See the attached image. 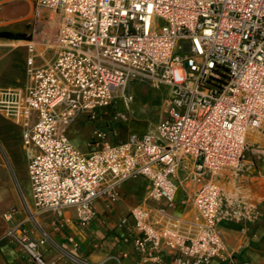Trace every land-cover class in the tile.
<instances>
[{"label": "built area", "instance_id": "2783aa9c", "mask_svg": "<svg viewBox=\"0 0 264 264\" xmlns=\"http://www.w3.org/2000/svg\"><path fill=\"white\" fill-rule=\"evenodd\" d=\"M34 2L35 31L43 8L63 18L53 36V62L36 67L35 44H29L31 83L18 109L23 142L36 149L29 161L35 210L74 207L88 226L96 199L115 202L119 185L137 177L149 181V199L174 206L179 189H186L180 178L186 171L201 181L193 193L186 189L198 212L194 232H184L181 218L164 207L158 209L163 224L152 221L151 209L135 207L137 261L212 264L224 256L220 178L251 168L249 136L264 134V0ZM179 69L182 79L175 77ZM134 81L169 86V107L152 130L112 144L98 122L101 110L127 99ZM82 115L97 123L88 152L66 135ZM16 213L14 207L3 216L12 220ZM26 221L12 224L5 236L31 260L48 264L41 251L46 238H31Z\"/></svg>", "mask_w": 264, "mask_h": 264}, {"label": "crops", "instance_id": "0c3cea01", "mask_svg": "<svg viewBox=\"0 0 264 264\" xmlns=\"http://www.w3.org/2000/svg\"><path fill=\"white\" fill-rule=\"evenodd\" d=\"M19 5L23 7L21 12ZM34 10V0H0V30L19 33L26 19L31 24L32 33ZM32 41L35 44L36 67L45 66L55 60L58 52L53 45L46 47L42 44L37 45L35 38L0 36V264H38L30 259L19 243L5 236L12 224L24 219L27 220L24 226L31 238L35 240L46 238L47 241L42 245L41 251L48 264H139L134 250V220L131 216V211L139 205L151 209L152 221L155 224H163L166 221L158 210L164 207L167 213L181 218L180 227L184 232L192 234L198 212L194 204L187 200V191L193 193L201 181L187 178L186 171L181 172L180 178L187 191L184 187L179 189L174 206L169 207L165 200L149 199L147 197L149 181L145 177H137L119 185L118 200L115 202L107 196L97 198L95 216L88 226L79 223L74 207H66L61 211L35 210L29 161L36 149L33 146H26L23 142L24 126L18 112V98L14 94L19 88L23 90L28 88L31 83L27 61L31 52L29 44ZM38 56L41 57L39 62ZM132 84L133 82L127 89V99L124 97L116 99L123 101L126 112L130 113H133L130 106ZM114 106L113 104L110 107H103L98 120L107 130L108 142L117 144L127 140L132 133L141 134L154 128L153 126L145 131H134L125 137L115 138L117 134L115 122L109 115L114 112ZM78 119L91 128L85 148H80L73 141L69 133L70 126L66 135L78 149L88 152L97 123L91 122L85 115ZM249 138L264 140V134L251 133ZM249 148L250 145L246 154L251 158L248 154ZM260 168L259 174L264 173V162ZM248 170L242 173L245 174ZM226 177L225 173L221 178ZM252 205L253 208L249 205L246 210L253 212L247 213L240 220L226 218L220 220V232L227 247L224 256L215 258L212 264H234L232 261L240 264H264V198L261 197ZM14 207L17 213L12 220H6L3 213ZM30 212L35 213L34 219H28ZM125 218L127 224L123 223ZM124 251H128L129 255L123 256Z\"/></svg>", "mask_w": 264, "mask_h": 264}, {"label": "rangeland", "instance_id": "374dc122", "mask_svg": "<svg viewBox=\"0 0 264 264\" xmlns=\"http://www.w3.org/2000/svg\"><path fill=\"white\" fill-rule=\"evenodd\" d=\"M23 7L19 5V12ZM25 10V8H24ZM40 23L35 31L31 32V24L25 19L23 27L19 33L29 36L28 38H35L36 44L43 46L53 45V36L61 24L62 15L52 12L49 8H43ZM54 17V18H53ZM162 24V20H158ZM54 47V46H53ZM38 62L41 57H37ZM183 71L181 69L175 71L176 79L183 78ZM26 89L19 88L16 91L18 103L22 100L26 93ZM132 100L130 106L133 113L126 112L123 101L117 100L114 103V112L109 115L112 116L115 122V129L117 134L115 138L121 136L125 137L130 132H141L148 130L156 125V123L164 116L170 100V87L167 85L153 86L142 82L134 81L131 87ZM125 117H124V116ZM90 125L84 123L82 120H77L70 125L69 133L73 141L82 149L85 148L86 139L90 134ZM250 148L248 154L251 158H246L253 161V166L249 168L247 173H239L233 175L227 172L226 178H221L223 184V206H222V219L240 220L241 217L252 213L251 210L247 212V207L256 204L258 199L264 198V173H260V167H263L264 157V140L249 138ZM263 156V157H262ZM251 203V204H250ZM250 207V209H251ZM242 208V210H241Z\"/></svg>", "mask_w": 264, "mask_h": 264}, {"label": "trees", "instance_id": "16d2710c", "mask_svg": "<svg viewBox=\"0 0 264 264\" xmlns=\"http://www.w3.org/2000/svg\"><path fill=\"white\" fill-rule=\"evenodd\" d=\"M0 36L1 37H8V38H13V37H19V38H28L29 36H25L23 33H14L12 31L8 30H0Z\"/></svg>", "mask_w": 264, "mask_h": 264}, {"label": "bare ground", "instance_id": "6f19581e", "mask_svg": "<svg viewBox=\"0 0 264 264\" xmlns=\"http://www.w3.org/2000/svg\"><path fill=\"white\" fill-rule=\"evenodd\" d=\"M54 18V17H53ZM48 49H51V48H53V47H47Z\"/></svg>", "mask_w": 264, "mask_h": 264}]
</instances>
